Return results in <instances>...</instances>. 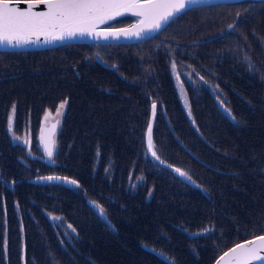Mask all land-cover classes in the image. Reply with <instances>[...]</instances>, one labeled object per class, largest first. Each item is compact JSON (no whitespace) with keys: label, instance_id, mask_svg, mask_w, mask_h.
Here are the masks:
<instances>
[{"label":"trees","instance_id":"obj_1","mask_svg":"<svg viewBox=\"0 0 264 264\" xmlns=\"http://www.w3.org/2000/svg\"><path fill=\"white\" fill-rule=\"evenodd\" d=\"M238 4L256 9L244 14V17L247 15L246 23L249 22L248 17L256 16V14L264 15V1H241ZM226 6L230 11L237 7L233 4ZM210 7L214 8L215 5ZM241 18L243 16L237 14L233 24L229 23L230 21L225 22L216 29H211L212 33L205 38L200 37L204 30L196 31L194 28L193 40L189 41L188 47L198 46L194 50L195 58L184 60L182 63L191 62L200 78L211 82H197L208 102L206 99H202V102L198 101L204 96L192 97L190 86H187L194 124L180 117L176 103L161 109L162 111L156 117L157 124L164 126L168 124L174 133L175 162L170 163L178 168L182 167L191 177L192 182L202 187L196 190L193 183H189L177 173L174 174L172 170H164L157 164H146L150 169L145 171L143 176L151 178L154 169H159L162 174L159 183L154 180L155 182L151 184L144 179V182L133 190L135 193L139 192L137 194L139 200L124 196L118 206L114 199L117 196V189L106 188L103 186L106 183L101 182L109 178L107 169L112 170L114 165L103 164L97 177L92 174L93 172L87 174L90 184L84 181L86 173L83 174L78 169L81 163L89 166L94 159L99 161L101 157L111 156L110 148H104L105 146L99 140L95 142L89 138V135L86 140L91 152L87 154L82 151L80 160L75 155V149L77 150L85 139L84 131L96 132L101 127L97 125L95 129L93 128L103 107H94L89 111L85 109V105L91 107L94 104L98 107L104 105V107L115 108L117 122L119 121L118 129L122 130L121 134L144 135L147 129L143 124L153 99L157 104H166V99L170 98L172 93L171 87H165L164 82L153 91L154 95L151 94L149 101L144 100L140 103L128 101L129 95L126 92L139 75L137 69L135 72L130 67L118 66L102 72L100 67H105V62L96 55L92 60L98 72H91V65L85 66L86 69L83 67L82 51H63L62 46L43 51L19 52V56L0 54L2 115H6L14 103L17 109L22 110L19 114L27 108L33 109L34 121L38 123L43 112L47 108L55 107L57 102L66 100V106H68L64 113L66 126L59 130V149L46 161L33 158L38 160L40 165L35 160L20 162L17 156L25 158V155L18 152L19 149L15 145L13 147L16 149L11 148L12 146L9 148L10 141L6 130L0 127V147L5 150L0 151V168L7 174L13 169L21 174L30 173L28 182L32 185L26 189L18 186L12 188L13 185L6 180L4 182L0 180V184L5 185L0 186V217L11 214L9 219L2 221L0 219L2 261L6 255H10L9 264H213L219 256L240 241L264 234V158H262V155L264 156V85L260 82L261 74L253 62V60L256 63L264 62V42L259 43L258 39L263 37L264 27L248 25L245 29L240 25ZM180 21L187 24V14ZM127 22L128 19H122L115 24L122 26ZM189 24L191 27H196V23L195 26L192 22ZM233 36L239 37L237 42H240V45L233 41ZM243 36L248 37L250 42ZM223 39L231 49H238L242 53L241 55L229 53V67L216 65L220 64L218 60L216 64L208 60L210 56L206 45L219 43ZM50 50H52L53 59L48 55ZM24 56L30 58L23 60ZM245 57L249 59L250 64ZM137 60L139 61L140 57ZM48 61L51 62L49 66L45 65ZM173 63L178 64L175 63V59H170L169 65ZM198 63L203 67L199 72L196 68ZM246 65L250 66V71L244 69ZM236 69L240 71L241 76L236 73ZM62 70H67V75L46 80ZM45 82L48 83L42 85L36 93L32 92L26 96L27 90L17 92L16 88L10 89L18 83L34 88L38 83ZM68 83H72L78 90L73 91L74 88L71 87L64 91L63 86ZM2 89L7 92H1ZM130 92L133 95V92ZM5 101H10L8 108ZM106 101H111V105H106ZM220 104L230 111L231 119L224 114ZM118 107L129 114V120L122 118V115L124 117L126 114L117 112ZM87 115L90 117L86 118ZM227 118L228 124L225 122ZM26 119L30 120L29 115ZM115 120L110 127L111 137L99 134L101 137L99 139L111 142L114 152L118 155L129 157L126 169L134 170L137 156L146 140L140 136L130 145L117 144L114 138L115 133H118ZM194 127L199 134L193 129ZM104 131L109 133L106 128ZM155 140L161 148V138L155 137ZM228 140L236 143L235 151L228 148ZM72 145L77 148H71ZM252 150L261 158L253 155L251 157ZM224 151L233 152L225 156L222 154ZM140 168L143 169V166ZM51 174L75 177L81 183V190L74 196L64 187L57 188V183L33 182L35 178ZM139 176V172L134 170L133 177ZM108 186L121 189V186H127V184L125 179L118 177ZM188 186L194 191L189 197L191 202L189 204L194 205L195 209L191 210L189 207V210H181L183 206L177 207L176 204L175 211L170 212L171 216H168L167 221L163 219L162 224L157 227L150 216L156 213L153 203L159 198L163 202L159 207L164 204L172 205L168 204L170 202L168 199L170 200L173 195H178V199L184 198ZM167 191L171 193V196L163 195ZM54 198L64 202H74L78 204L79 209L72 214L71 208L64 204L51 208L48 203ZM93 199L106 208V215L114 228L110 229L94 214L91 207ZM131 203H136L140 208L130 206ZM147 206L150 209H147ZM66 212L74 217L70 218ZM34 214L36 218L32 219L33 225H31V221L27 222L26 218ZM50 215L61 217L63 222L72 226L64 228V231L70 234L76 231V237L72 238V242L65 239L58 223L48 218ZM125 215L134 218L142 216L138 222L137 219L133 220V225L130 227L123 225L121 221V216ZM144 216L147 217L143 218ZM175 221L178 222L175 224ZM171 227L179 230L176 245L174 241H169L168 245L164 246L162 232L169 236L166 232L170 230V236L175 237ZM202 229L205 232L211 229L213 232V234L210 233L213 239L208 243L209 246L192 243V239L186 237L187 234ZM187 240L195 246L194 249L186 243ZM1 247L8 248L3 251ZM150 250L163 252L173 263L163 260Z\"/></svg>","mask_w":264,"mask_h":264},{"label":"rangeland","instance_id":"obj_2","mask_svg":"<svg viewBox=\"0 0 264 264\" xmlns=\"http://www.w3.org/2000/svg\"><path fill=\"white\" fill-rule=\"evenodd\" d=\"M213 5H215V7L211 8L210 6H213ZM226 5H229V4L215 3V4H211L207 6H200V7L194 6L192 7V9L189 8L188 12L177 17L175 21L167 25V27L169 26L168 30H166L167 29L166 27V29L159 35L158 38L152 41H149V42L141 41L142 43L136 42L133 44L114 45V44H105L102 42L95 41V42H89L87 44H84L83 46H82V43H77V42H69V43H66L65 46L60 45L63 47L62 49L63 51H68V52L69 51H82L81 62L83 63V67L86 69L87 67L85 66L91 65V72H98L92 60L94 59V56L96 55H98L105 62L104 63L105 67L103 68L100 67L102 69V72H106L105 70H108V68L113 69L118 66L123 67V68L130 67L135 72L137 69L139 71V75L136 77L135 81L132 84H130L131 87L126 92L129 95V98H127L128 101H139V103L144 100L149 101V97L151 96V94L154 95L153 91L158 86L164 84V82H165V85H164L165 87H168V86L171 87L172 93L170 94V98L166 99L165 101L166 104L161 105L158 103L159 104L158 105L155 102L157 107H156L154 114H153V110L151 107L152 105L151 103L149 110L147 112L146 118H145V122L143 124L146 127V129L149 124L152 125L154 150L157 152V155H159L160 158L164 161L163 165L159 164V162L156 161L155 158L151 156V153L149 152L147 148V132L146 131H145L146 136L145 134L141 135V134H136V133H133V134L128 133V135L121 134L122 130L118 129L119 121L117 122V115L115 112V108L113 109V107H110V106L104 107V105H101L99 107L95 106L94 104H92L91 107H88L87 105H85V109H89V111L93 110L94 107H97V108L103 107L101 112L96 118V121L94 123L95 127H93L95 129L97 125L98 126L101 125L102 128L99 127L96 132L89 131V134H90L89 138H91L95 142L99 140L102 143V145L105 146L104 148H110L111 156L101 157L99 161L97 159H94V161L90 162L89 166H87L86 163H81L79 164L78 169L81 173L83 174L86 173V175L84 176V181L85 183L90 184L91 181L87 178L88 176L87 174H89L90 172H93L92 174L97 177V175L101 171L103 164L104 165L107 164L108 166L114 165L112 170L107 169V171L109 172V178L107 180L103 179L101 180V182L106 183V185H103V186H107V188L111 187V188L117 189V196L114 197L115 203L117 204V206L119 205L121 201H123L124 196H128L130 199L138 201L139 195L137 194L139 192L135 193L133 192V190H135L138 186H140L141 183L144 182V179H146L147 182L151 184H153L155 181L159 183V178H162V174L160 173L159 169H154V174L151 178L143 176V173L147 171L148 169H150L148 166H146V164H151V165L157 164L164 170H168L169 168L168 165L171 164L170 162H175V137H173L174 133L168 124H165L164 126L163 124H157L156 122V117L158 113L162 111L161 109H166L168 107H171L172 104L176 103V107H179L180 117L181 118L183 117L185 120L190 121L192 124H194V117H193L191 107H190L191 104H189L190 103L189 89H191L190 93L192 97L193 96H204L203 93L200 91L201 89H199L197 82L205 81V82L211 83L208 79L200 78V76L193 69V64L191 62L188 64L182 63L184 60L188 61V60L195 58L194 50L198 46L195 45L192 48L188 47L189 41L193 40L194 28L196 29V31L204 30V33H201L200 37L205 38L212 33L211 29H216L221 24L228 22V21H230L229 23L233 24V21L236 20L237 14L243 16V18L240 19L242 20L240 25L241 27L243 26V28L245 29H247L248 25L249 27L251 25L264 27V15L256 14V16L248 17L249 22L247 23L245 22V20H247L246 18L247 15L244 17V14H247L250 11H255L256 9L249 7V6H241L237 3V4H233L237 7L233 8L230 11V10H227ZM205 7H209V8H205ZM185 14H187V18H188L187 24L180 21L182 17L185 16ZM191 22L193 23L194 26L196 23V27H193V26L191 27L189 24ZM238 38L239 37H236V36L232 37L233 41L237 45H240V42H237ZM245 38L248 39V41L250 42L248 37H245ZM258 39H259V43L264 42V35L263 37H259ZM206 49L207 51H209V56H210V59L208 58L209 62L211 63L212 61L214 64H216L215 62L216 60H218L220 61V64H216V65L224 66V67H229V60H230L229 53L230 52H233V54H239V55L242 54L239 52L238 49H231L226 44L225 39H223V41L216 43V44L213 43V44L206 45ZM213 50H214V53H212ZM257 53L261 56L259 50H257ZM48 55L51 57V59H53L52 50L48 52ZM24 57L26 59L30 58L29 56H24ZM138 57H140L139 61L137 60ZM34 59H37V58H34ZM170 59H173V60L175 59V63H178V64L176 65L173 63L172 65H169ZM245 60L249 61L247 57H245ZM253 62L258 72L261 74L260 82L264 85V62L256 63L254 60ZM50 64L51 62L49 61L45 63V65L47 66H49ZM249 64H250V61H249ZM169 68H171V70H169ZM196 68H197V71L199 72V71H202L203 67L200 66L198 63L196 65ZM244 69L246 71H250L251 68L250 66L246 65ZM235 71L238 75L241 76V73L239 70L236 69ZM67 72H68L67 70H62L54 75L49 76L46 80L57 79L59 76L67 75ZM151 72H152V75H150ZM95 75L98 76V74H95ZM47 83L48 82H45L44 84L38 83L34 88L33 87L29 88L24 83H18L15 86L11 87L10 89L16 88L17 92L19 90L21 91L27 90V92L25 93V96H26L32 92L36 93L41 88L42 85H45ZM187 86H190L189 89L187 88ZM71 87L74 88L73 91L78 90L75 86L72 85V83H68V85L65 84L63 86V90L67 91V89H70ZM10 89L8 91H10ZM130 91L133 92V95L131 94ZM1 92H7V91L2 89ZM14 95H17V94H14ZM202 99L207 100V98L204 96V98L198 99V101L202 102ZM153 101H155V99H153ZM62 102L63 101H59L58 106ZM158 102L160 101L158 100ZM9 103L10 101H5L7 108L10 106ZM105 104L111 105V101H106ZM116 109H117V112L126 114V116L124 117L122 115L123 119L125 120L130 119L129 114L124 112L120 107ZM20 111L22 110L16 108L14 115L11 111V108L9 109V112L6 115H2L0 111V127L6 130L8 139L10 141L9 148L11 146H12L11 148L13 149H16V147L17 148H22L25 146L28 147L30 146V143H33L34 148L29 153V156L32 159L26 158V160L33 161L35 160L33 159V157L41 158V159L45 158L44 153L42 151L43 146L39 143L41 127H42V124L44 123V120L40 118V122L36 123L34 121L33 113L31 112L29 114L30 121H29V124L27 125V122L26 123L22 122L21 120L22 115L19 114ZM10 117L13 119V124L11 125V131L9 130L10 126L8 124V119ZM85 117L88 118L90 116L87 115ZM153 119H155V123H153L154 121ZM114 120L116 123L115 124L116 132H118V133H115V136H114L117 144L122 143L125 145H130L132 142L136 141L140 136H142L143 139L146 140V142L143 144V147L141 148L139 155L137 156V160H136V164L134 168V170H137L140 174V176L137 178L133 177L134 170L132 168L128 170L126 169V165L129 160V157L127 158L126 156L118 155L117 153L114 152V149H113L114 147L111 146L112 145L111 142H106L103 139H99L101 138L99 134L103 136L111 137L110 127H112ZM169 120L170 119H168V121ZM100 121L102 122L98 124ZM225 122L228 124L229 119L227 118ZM32 128H36V129L33 130ZM105 128L109 130V133H106L104 131ZM193 129L198 133L196 127H194ZM87 135L88 133L85 130L84 131L85 139L83 140V143L81 144V146H79L77 150L75 149V155L78 156L79 160L81 159L82 151L84 153L91 151L90 145L86 140ZM15 137H19L20 139L16 140ZM155 137L161 138V141H162L161 142L162 146H160L161 148H159V146L156 144ZM135 138L137 139L135 140ZM25 141H27V143H25ZM13 145H15L16 147H13ZM227 146L230 149L232 148L233 151L236 150V143H234V141H232L231 143L228 140ZM1 150L3 149L0 147V151ZM233 151H230V152L224 151L222 152V154L225 156H228L227 153H232ZM252 155L255 157L261 158V156L253 150L250 151V156L252 157ZM262 158H264L263 155H262ZM35 161L39 165L41 164L38 160H35ZM171 165L175 166V164H171ZM140 166H143V169H141ZM180 168L183 169L182 167ZM185 171L186 170L183 169V172ZM9 172L10 173L7 174V172L4 169L0 168V180L2 182L6 180L10 185H13L12 188H14L15 186H18L19 188L26 189V188H29V186H32L28 182L30 181V173L21 174L19 171H15V169L9 170ZM118 177L125 179L127 186H121V189L115 186H108V184L110 185ZM12 181H15V183L13 184ZM0 186H5V185L0 184ZM58 186H62V185H57L56 187L58 188ZM194 187L196 188V190H199V188L202 186H198V187L194 186ZM5 190L8 191L9 189H5ZM192 192L194 191L192 190L191 187L188 186L186 193H185V197L182 199H178V195L171 196L170 195L171 193L169 191L165 192L163 195L171 196L170 200L168 199V201H170L168 202V204L171 203L172 205H169V206L164 204L163 206L159 207V205H161L163 202L162 200L157 198V200L153 203L155 204L156 213L150 215L153 221L155 222V224L157 225V227H159L162 224L163 219L167 221L168 216H171L170 212L175 211L174 206L176 204L178 205L177 207H180L181 205L183 206L181 210L183 209L189 210V207L191 208V210L195 209L194 205L189 204L191 203L189 197L192 194ZM173 193L175 194V191H173ZM58 204H64L70 207L72 210V214L76 213V211L79 209L78 204L74 202H64L61 199L55 200L54 198V199H51L48 203L49 207L51 208ZM223 204L225 205V203ZM130 206H133L135 208H140L136 203H131ZM147 209H150V207L147 206ZM104 210L105 212H107L106 208ZM143 213H147V212H143ZM66 214L70 218L74 217L69 212H66ZM8 215L9 214L2 215V217H0L1 221L6 218L8 219L11 218V214L9 216ZM141 216L142 215H139L138 217L136 216L134 218V217L125 215V216H121V221L123 225L131 227L133 225V220L137 219V222H138ZM53 217L56 218L55 220L58 222L59 224L58 227L61 229L62 233L64 234L65 239L69 242H72V238L76 237V231L73 234L67 233L66 231H64V228L66 226H69L70 224H66L65 222H63L64 220L61 217H56V216H53ZM146 217L147 216H144L143 218H146ZM34 218H36L35 214L29 215L27 216L26 221L27 222L31 221L30 224L33 225L32 219ZM177 222L178 221H175V224ZM171 228L175 232V237L170 236L171 235L170 230H167L166 232L169 236H166L163 232L161 234L162 240H163L162 243L164 246L168 245L169 241H174L176 245L177 234L179 230L178 228H173V227ZM211 229H213V227ZM211 229L208 232H205L203 229L196 230V231L192 230L193 232H191L189 235L187 234L186 237L191 238L192 243H198L201 246H205V245L209 246L208 243H210V241L212 242V239H213L212 238L213 236H210V233L213 234ZM259 235H262V234L255 235L253 237H256ZM35 238H36V235H35ZM37 239H39V237H37ZM186 243H188L193 249L195 248V246L191 244L190 242H188V240ZM213 243H216V242H213ZM1 248L3 251H6L8 247H1ZM150 252L153 254L156 253L154 250H150ZM1 258H2V251L0 250V264L10 263V255H6L3 261L1 260Z\"/></svg>","mask_w":264,"mask_h":264},{"label":"snow or ice","instance_id":"obj_3","mask_svg":"<svg viewBox=\"0 0 264 264\" xmlns=\"http://www.w3.org/2000/svg\"><path fill=\"white\" fill-rule=\"evenodd\" d=\"M201 2L203 0H0V47L19 48L39 42L41 37H44L46 43L63 42L77 35L90 36L97 41L102 39L106 42L111 39L119 40L129 34L140 38L141 33L145 36L154 32L159 33L177 13L185 10L188 5ZM125 14L141 19L131 27H108L97 30V25ZM66 104V100L59 104L57 115H61L59 110L64 109ZM151 107L154 114L157 107L155 101L152 102ZM15 110L16 106L13 104L11 107L13 115ZM8 124L11 131L13 124L11 117L8 119ZM15 139L20 138L15 137ZM41 139L44 138L41 137ZM54 147V142L45 141L49 157L53 156ZM147 148L151 156L163 165L164 161L154 150L151 124L147 127ZM168 167L171 168V165ZM174 171L189 183H193V186L198 187L185 172L179 168ZM38 180L49 182L63 180L67 184L80 187L77 180L68 177L45 176L39 177ZM12 183L14 184L15 181ZM91 206L95 209L94 214L112 229L113 226L108 221L104 208L94 203ZM53 219L56 218L53 217ZM238 250L239 254L233 257L235 264H254V262L264 264V255H261L264 252V235H259L246 243L237 244L229 252H225L219 260L232 257Z\"/></svg>","mask_w":264,"mask_h":264},{"label":"water","instance_id":"obj_4","mask_svg":"<svg viewBox=\"0 0 264 264\" xmlns=\"http://www.w3.org/2000/svg\"><path fill=\"white\" fill-rule=\"evenodd\" d=\"M235 1H238V0H203V2L201 3H198V4H192V5H188L186 9L190 8V7H194V6H200V5H208V4H215V3H231V2H235ZM21 7H23V5H21ZM185 9V10H186ZM40 10H43V9H40ZM185 10H182L180 13H182L183 11ZM180 13H177L175 16L179 15ZM174 16V17H175ZM173 17V18H174ZM117 18V17H116ZM172 19V18H171ZM111 20L105 22V23H108L110 22ZM104 24V23H103ZM101 24L97 25L100 27ZM99 31V30H98ZM88 40H94V38L90 37V36H84V37H81L79 35H77L75 38H72V39H66L64 40L63 42L61 41H55V42H50V43H46L45 40H44V37H41L40 38V41L35 43V46L37 48H41L43 45L45 44H50V45H55V44H64V43H68V42H87ZM223 110H225L223 108ZM226 113H228V111L225 110ZM257 237V236H256ZM252 239H255V237H251L249 239H246V240H243L241 241L240 243H246L248 240H252ZM239 244V243H238ZM249 247H254L252 245H249ZM239 254V250L237 251V253H233L232 257H225L224 260H219V264H235L234 260H233V257H235L236 255ZM261 255H264V252L261 253ZM217 260V261H218ZM217 261L214 263V264H217ZM254 264H260V262H254Z\"/></svg>","mask_w":264,"mask_h":264},{"label":"bare ground","instance_id":"obj_5","mask_svg":"<svg viewBox=\"0 0 264 264\" xmlns=\"http://www.w3.org/2000/svg\"><path fill=\"white\" fill-rule=\"evenodd\" d=\"M260 1H264V0H260ZM253 2H257V1H253ZM124 19H126V18H124ZM122 20V19H121ZM119 21V20H118ZM117 21H115V23H116ZM57 47H60V46H56V47H53V48H57ZM53 48H51V49H53ZM43 50H49V49H42V50H22V51H20V52H29V51H43ZM228 118H232V116H231V113H230V111L228 112V113H224ZM39 178V177H38ZM38 178H35V179H33V182L34 183H38V184H49V183H57L58 184V181L56 180V181H51V182H49V181H39L38 180ZM92 207V206H91ZM92 209H93V211L95 212V209L92 207ZM107 216V215H106ZM107 219H108V217H107ZM108 221H109V219H108ZM111 223V222H110ZM111 225L113 226V224L111 223ZM113 228H114V226H113ZM234 247H236V245L235 246H233V247H231L229 250H227L226 252H229L232 248H234ZM225 253V252H224ZM224 253L221 255V256H223L224 255ZM221 256H219L217 259H216V261L221 257ZM163 257H165V256H163ZM215 261V262H216ZM170 263H173V261L170 259V261H169ZM214 262V263H215ZM213 263V264H214Z\"/></svg>","mask_w":264,"mask_h":264}]
</instances>
